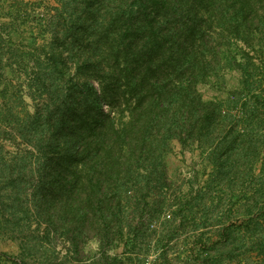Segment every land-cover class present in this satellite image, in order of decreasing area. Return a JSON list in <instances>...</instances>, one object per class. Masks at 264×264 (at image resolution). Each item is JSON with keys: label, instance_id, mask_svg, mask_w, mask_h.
<instances>
[{"label": "trees", "instance_id": "1", "mask_svg": "<svg viewBox=\"0 0 264 264\" xmlns=\"http://www.w3.org/2000/svg\"><path fill=\"white\" fill-rule=\"evenodd\" d=\"M57 1V14L42 23L49 41H35L21 61L5 62L0 36V138L28 147L7 151L0 144V233L19 247L16 256L0 251V264H51L58 235L68 239L63 257L72 264L83 263L81 243L94 236L101 262L120 264L127 255L121 241L139 237L143 223H131L143 220L152 184L167 181L175 139L196 145L214 168L205 192L175 204L171 221L180 217L181 229L191 225L197 200L204 220L191 227L206 228L205 196L248 184L246 220L228 227L220 220L215 247L198 238L194 264L235 252L243 229L251 238L242 247L261 257L251 264H264V0ZM18 69L25 75L20 85ZM225 69L239 72L249 95L241 117L233 112L240 99L200 93ZM211 199L215 209L223 202ZM125 208L135 209L134 218ZM117 238L122 258L106 251ZM43 242L49 248L42 253ZM184 247L185 254L195 251L190 242Z\"/></svg>", "mask_w": 264, "mask_h": 264}, {"label": "rangeland", "instance_id": "2", "mask_svg": "<svg viewBox=\"0 0 264 264\" xmlns=\"http://www.w3.org/2000/svg\"><path fill=\"white\" fill-rule=\"evenodd\" d=\"M60 7V3L57 0H0V36L3 38L5 47L8 49L5 62L21 61L24 58L25 52L29 50V47L36 41V46H41L45 42L49 41V35L43 34L42 23L49 20L52 16L57 14V8ZM1 25H6L2 30ZM239 47L244 51H249L254 56L253 51L245 46V44L239 42ZM16 56L11 57V50ZM16 59V60H15ZM259 64V59H255ZM32 64V63H31ZM18 76L20 79H15V84L20 85V80L25 82V75L22 69H18ZM22 78V79H21ZM220 78V79H219ZM241 75L238 71L222 70L218 78H214L208 81L205 85L199 87L200 93L207 100L217 99L225 100L227 97H231L232 100L237 101L240 99L239 107H234V114L238 117L242 116L241 103L244 102L249 95L242 92L240 88ZM264 81V75L262 76ZM220 80V81H219ZM24 87L22 91L24 92ZM1 100V98H0ZM28 102L30 100L27 98ZM21 109L20 105L18 110ZM246 127L241 125L237 130L239 133L244 132ZM0 144L5 146L7 151H13L17 148L27 149V145L22 143L21 140L16 141L19 147L13 146V142L3 135L0 138ZM9 153L7 156L9 157ZM7 157V158H8ZM165 164L167 167V181L164 183H153V187H157L159 191H153L151 188V197L148 198V203L143 205L141 213L143 214V220L137 219L136 222H132L133 226H139V237L134 241H131V237H125L121 241L117 238L115 241L109 243L106 247V251L110 256H118L122 254L123 247L120 243L126 244L125 259L120 260V264H143L146 257L151 252L153 264H184L185 261L192 262L194 264L196 255L195 248H199L200 245H194L198 241V238L202 237L208 247H215V242L219 240V232L222 229L221 224H226L228 227L230 224L234 226H240L242 222L246 220L247 216L245 212L247 210L248 202V184L235 190V193L230 192L226 186H219L212 194L208 193L205 198L206 207L210 208L208 213L209 222L211 226L201 229H195L191 226L195 224H201L203 222V210L201 201L199 205L195 207V217L191 221V225L187 226L185 230L179 227L181 224V218L176 219V223H173L177 207V201L184 199L185 197L195 198L199 196L200 192L206 191L207 180L214 171L213 165L205 159L201 154L200 149L196 146L184 145L179 140H173L170 145V150L166 155ZM163 185V186H162ZM163 187V189H160ZM136 185L130 193L132 196H137ZM147 193V192H145ZM233 193V194H232ZM149 194V193H147ZM150 196V194H149ZM212 197L218 199L223 198L222 204L218 209H215L212 204ZM237 199H239L237 201ZM236 208H240V214L236 211ZM127 209L128 218H134L131 208ZM234 209L231 218L229 212ZM170 214L171 218H167ZM140 218V216H139ZM222 221L220 224L219 221ZM170 221V222H169ZM46 225L43 224L41 229L44 232ZM178 228V229H177ZM251 238L250 234H246L244 229L238 235V241L240 244H244L245 240ZM133 238V237H132ZM134 239V238H133ZM237 240V239H236ZM97 237H87L81 243L82 249V261L79 264H94L97 258L98 264H105L101 262L102 252H100V242ZM121 241V242H120ZM120 242V243H119ZM190 242L191 248H194V252L191 254L183 253L185 244ZM235 241V244L237 243ZM55 247L57 248V254L52 258L51 264H72L73 259H66L63 256L66 254V250L70 248L68 239L62 235H58L55 240ZM129 245V247H127ZM238 248L235 252L228 253L227 251L220 250L218 253H211L209 258V264H251L252 262H258L261 259L254 252H250L246 247ZM49 246L45 242L41 243V252L48 249ZM166 253V263L162 259V253ZM0 251L6 252L10 255L16 256L19 254L18 244L11 241L5 235L0 233ZM122 258V255H120ZM191 263V264H192ZM77 264V263H73Z\"/></svg>", "mask_w": 264, "mask_h": 264}, {"label": "built area", "instance_id": "3", "mask_svg": "<svg viewBox=\"0 0 264 264\" xmlns=\"http://www.w3.org/2000/svg\"><path fill=\"white\" fill-rule=\"evenodd\" d=\"M167 218H171V215L170 214H168L167 215ZM155 257V256H154ZM154 257L152 256L151 257V252H150V254L146 257V259H145V261L143 262V264H153L152 262H153V259H154Z\"/></svg>", "mask_w": 264, "mask_h": 264}]
</instances>
